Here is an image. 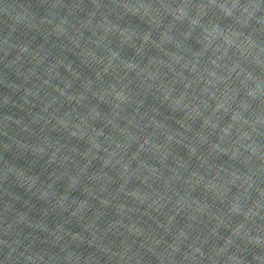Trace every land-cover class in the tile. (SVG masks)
<instances>
[{
  "label": "clouds",
  "instance_id": "clouds-1",
  "mask_svg": "<svg viewBox=\"0 0 264 264\" xmlns=\"http://www.w3.org/2000/svg\"><path fill=\"white\" fill-rule=\"evenodd\" d=\"M85 4L21 5L0 36L3 151L47 172L0 155L46 205L5 203L0 264H264V0Z\"/></svg>",
  "mask_w": 264,
  "mask_h": 264
},
{
  "label": "water",
  "instance_id": "water-1",
  "mask_svg": "<svg viewBox=\"0 0 264 264\" xmlns=\"http://www.w3.org/2000/svg\"><path fill=\"white\" fill-rule=\"evenodd\" d=\"M76 3H80V4L84 5L85 7L87 6L85 4V0H72V4H76ZM21 5L29 8V10L32 13L36 14L37 16L43 15L45 12V9L41 6V0H0V36H3L6 32L9 31V28L11 27L10 17L14 16L16 14V12L19 11V7ZM70 10H72V9L70 8ZM6 12L8 13V15L5 14ZM31 35L32 34L26 33L23 30H18L14 34V39H16L18 41H24V40L28 39ZM39 42H40V38L37 35L36 40L33 43L35 45L36 43H39ZM0 59H2V57H0ZM2 67L3 66L0 65V133H2L4 131V122H3L2 112L5 110V109H3V95L6 91V89L3 87L5 82H6V78H5V73L2 70ZM7 77L9 79H15V77L12 76L11 73H8ZM9 95H11V93H9ZM7 110L10 111L12 115L24 116L25 119H27V117L25 116V113H23V112H20L16 109H7ZM8 131L10 133L8 138H6L3 135H0V155L5 157L6 159H8L10 162L15 163L18 167L30 169L33 172L41 173V179H44L47 176V172L44 171L42 161L36 163L33 166L30 156H28L26 154L20 155L16 152L15 149H13L11 152H4L3 151L5 140L8 139L9 142H11L13 134L18 130L15 129L14 125H9ZM24 135H25V138L31 139L30 137H27L26 134H24ZM0 171H2V170H0ZM3 179H4L3 175L0 174V224H2L6 218L9 220L13 219L10 215L6 214L3 211L5 203H8L9 206H11V204L14 203L15 207L17 209L30 211L31 215L39 216L41 211L46 207V205H44L42 202L36 200V198L31 193L26 192L22 187H18L14 182L10 181L5 186L2 183ZM62 187H63L62 184H59V183L57 184L58 189L62 188ZM17 195L21 199L18 201H15ZM26 202H27V204H26ZM32 205H35V207H32ZM47 220H48L49 224L51 225V224L56 222V217L50 215L47 218ZM70 226L74 230H78L75 222H72V224ZM28 231H30V230L24 229L25 233ZM35 235L39 236L41 239H43L45 234L36 233ZM14 237H15V232L11 233L8 237H5L4 239H8L10 241ZM21 240L24 244L29 243V240L24 239L23 235L21 236ZM108 241L113 242V244L118 243L116 238L112 237V236L108 237ZM41 249H43L47 252L56 253L57 257L62 255V253L59 251L58 248H53V247H51L50 244H42L40 242V240L38 239L34 243L32 250L38 251ZM21 250L22 249L18 248L17 253ZM7 252H8V249L6 247H4L2 244H0V262H4V256ZM77 252L80 253L81 255H88L91 253V254L99 257L102 262L105 261V259H106L105 257H103L102 253H100L94 249L88 248L85 245L77 246ZM145 261H146V264H154V261L148 255H145ZM49 264H53V262L50 261ZM253 264H255V262H253Z\"/></svg>",
  "mask_w": 264,
  "mask_h": 264
}]
</instances>
